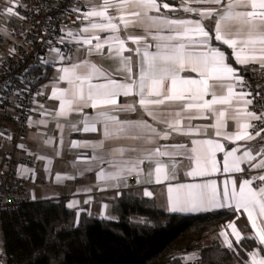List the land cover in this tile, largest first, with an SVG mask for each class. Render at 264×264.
Wrapping results in <instances>:
<instances>
[{
    "label": "snow or ice",
    "instance_id": "snow-or-ice-1",
    "mask_svg": "<svg viewBox=\"0 0 264 264\" xmlns=\"http://www.w3.org/2000/svg\"><path fill=\"white\" fill-rule=\"evenodd\" d=\"M197 3L207 5L204 11H196V15L213 21V36H210L213 28L206 30L199 20L193 21L169 16L168 13L176 9L168 0H121V6L127 16L133 18L125 19L124 16H121L120 20L125 26L132 24L134 27L143 28L146 32L155 29L156 34L151 37L155 42L154 51H150L153 48L152 44L145 45L142 55L139 47L135 49L140 57L138 71H134L132 67L128 66V61H125L123 70L127 73L126 80L128 82L123 83L111 78H106L104 83H92L93 73L78 71L83 68L82 65H72L71 68L61 67L58 71L63 75H60L59 79L67 80L69 88L60 91L59 96L57 91H53L52 98L60 99L59 115L62 116L65 105L69 108L75 105L76 110L82 112L84 107L100 109L103 106H117V98L121 95L124 97L137 95L139 107L147 112L157 124L166 125L168 131L158 130L157 127L145 122L130 125V133L135 137L140 132H146L151 134V137L163 140L169 139L172 132L190 135L191 125L187 126V131L182 130L180 118L182 113H189L193 109L196 110V113L186 116L189 121L194 118H202L205 111L217 113L215 127L217 128L216 135L219 136V127L223 123V118L226 117L227 109L218 110L215 106L231 107L235 100L237 107L227 115L228 118L236 122L238 130L232 137L226 135L225 139L249 142L244 146L242 154L237 155L238 152H241L239 147H233L226 151L225 145L218 141L193 138L191 139L193 147L190 150L189 159L195 162L196 167L191 168L185 174L189 177H209L216 173L220 170L217 167L216 159L218 152L224 153L222 163L224 173H239L243 176L249 169L264 172V103L261 102L264 98V89L257 86L253 90L247 85L243 75L252 65H257L261 70H264V0H227L226 3L225 0H197ZM109 7V0H104L99 10L93 7L91 10L84 11L83 18L89 20L90 26L84 27L83 33L87 34L91 30L117 31V23L113 22V17L107 15ZM26 8L27 5L13 0V6L4 9L3 14L24 19L25 17L20 15V10ZM69 11L80 13L81 9L73 8ZM182 11L189 13L194 9L191 6H186ZM96 17L103 18L107 23L91 22V18ZM2 31L6 32V27ZM67 35L73 36L74 33L68 32ZM93 38L98 41L95 48L100 50L102 44L99 42V35L93 33ZM107 39L117 40L119 49L123 50L125 41L119 40L115 36H109ZM131 39L133 43L139 45L147 37H132ZM212 39L220 41L232 49L235 53V63L242 67L234 68L226 63L225 53L218 48L210 47ZM48 43L51 44V41ZM60 43L66 42L61 38ZM83 43L91 44V39L85 35ZM56 51L60 55V51L58 49ZM14 54L15 48L10 49L9 55ZM63 59L64 57L61 55V60L63 61ZM46 64V60L42 61L41 67ZM93 70L95 71L94 65ZM182 71L198 73L200 78L181 77L179 73ZM137 75L138 81L134 78ZM210 79L219 82L220 94L214 90L211 93L212 98L206 100L204 96L208 94ZM23 82L21 78V83ZM8 83L10 82H5V87ZM85 84H87V92H85ZM237 85L241 88L239 92L234 90ZM225 90L226 94H224ZM13 91L19 96L23 94V91H29V89H14ZM39 94L37 93V95ZM250 106H253L251 110ZM16 107L23 106L17 104ZM176 107H179L180 110L175 111ZM169 108L173 111H168ZM131 110L136 111L134 107ZM170 116H174L175 119L170 121ZM241 121L246 122L241 123ZM82 123L85 132H96V124L102 123L105 139H113V130H119L118 126H122V122L116 116H111L105 111H98L96 117H85ZM72 147H93L95 149L102 147V142L96 145H80L74 142ZM169 155L168 151L156 148L155 151H150L136 160L119 163L111 160L105 161L110 164L113 171L101 170L98 178L122 182L127 176L134 173L139 177L140 166L154 162L156 184L176 179L174 167L169 170L164 163L156 159V157ZM100 159L103 160V157ZM242 164H247V168L241 167ZM29 171L24 168L21 170V174ZM152 175L153 170L149 169L147 173L149 182H151ZM256 180L259 183L254 188L252 185ZM115 186L118 187L119 183ZM143 195L151 198L153 193L145 189ZM33 199H35L34 196ZM7 202L5 201V203ZM167 202V211L178 214L210 213L223 210L235 216L243 210L247 213L251 228L256 230L255 234L251 237L242 236L241 229L235 222H228L226 227L231 230L230 233H220L224 238L226 248L233 254H237L236 246L242 245L248 239L253 241L258 239L259 244L264 245V219H261L259 224L257 222L258 218H264V174L243 178L242 181L239 177L236 179L226 178L220 191H218L215 179H209L204 183L168 184ZM67 207L75 208L76 204L69 203ZM104 207L107 208V205ZM104 218L114 219V217L107 216ZM139 222L144 223L143 220ZM79 223V213H77L73 226L78 227ZM229 235L234 239H229ZM260 251L264 252V248H261ZM257 255V252L251 253V264H264V259H257Z\"/></svg>",
    "mask_w": 264,
    "mask_h": 264
},
{
    "label": "crops",
    "instance_id": "crops-1",
    "mask_svg": "<svg viewBox=\"0 0 264 264\" xmlns=\"http://www.w3.org/2000/svg\"><path fill=\"white\" fill-rule=\"evenodd\" d=\"M85 9L91 10L96 7L99 10L100 5L104 0H83ZM227 0H225V3ZM13 0H0V54L7 47L5 38L8 34V16L3 14V10L9 7ZM110 7L107 9V15L113 17V22L117 23L118 29L115 32L111 30L106 32H99V30H91L89 33H83V28L90 26L89 20L83 18V12L80 14L81 23L79 26V36L75 41V51L73 58L68 63H62L54 52L48 53V63L41 67L37 72L38 82L42 89L45 91L47 99L42 105H37L32 115L28 118L29 128L22 139L21 145L31 157L37 160V167L29 169L27 172L29 179L25 182V196L27 200L36 199H53L57 200L61 197L65 198L66 205L75 203L76 207L72 208L79 212H86L94 217H111V203L117 199L123 190H125V180L122 182L105 180L98 178L101 170L105 172L113 171L110 164L105 161L121 162L127 160H136L139 157L146 155L150 151H155L156 148L168 151L169 156L156 157L164 163L169 170L174 167L176 172V179L164 181L163 183L156 184L154 176L155 163H146L140 166L141 172L139 177L134 173L131 175L137 176L139 180V187L133 189L134 192L143 195L145 189L153 193V198L167 210V185H176L178 183H204L209 179H215L218 184V191L222 189L223 181L226 178L236 179L238 173H224L222 171L223 152L216 153L217 167L220 169L209 177H189L185 173L191 168L196 167L194 161L189 159L191 155V139H212L225 145V150H230L233 147H239L242 150L246 145V141H235L234 139H225V136L232 137L237 132V124L234 120L228 118L227 113H231L237 107L236 101H233V106L216 105L218 110L227 109L226 117L223 118V123L219 127L220 135L217 136L216 119L217 113L205 111L202 118H194L187 120V115L196 113L193 109L189 113H182L180 118V127L182 130L187 131V126L191 125L190 135H182L179 132H172L169 139L163 140L158 137H151V134L140 132L138 136H133L130 131V125L149 123L158 130L168 131L166 125L157 124L152 120V117L139 107V97L137 95H123L117 98V106H103L100 109H93L91 107H84L83 111H77L75 105L69 108L65 105L64 114L60 113V99H53V91H57L59 96L60 91L69 88L67 80L61 81L59 79L60 73L58 69L61 67H70L72 65H82L83 68L78 71H86L93 73L92 83H104L106 78L116 79L118 82H128L126 80L127 73L123 70L124 62L128 61V66L132 67L134 71H138V64L140 57L137 55L135 49L140 48L141 55L143 54L146 44H152L154 51L155 42L151 39L152 35L156 34L155 29L146 32L143 28L134 27L132 24L127 26L120 20L121 16L125 19H133L127 16L126 11L121 6V0H109ZM179 8L183 9L186 6H191L194 11L178 15H169L172 18H182L189 20H199L206 30L213 28L210 36L214 35V23L208 19H204L196 15V11H204L207 5L197 3V0H181L178 2ZM176 8L175 6H173ZM93 23H107L103 18H91ZM7 29L3 32L2 29ZM93 33L99 35L102 48L97 50L95 48L98 42L93 38ZM87 35L91 39V44L83 43V37ZM109 36L118 37L119 40L125 41L123 50L118 47L117 40H108ZM132 37H147L142 40L139 45L133 43ZM220 41L214 39L210 42V47L218 48L225 53V62L234 68H240L241 65L235 63V53L229 48L231 59H228L225 50L220 47ZM226 46V45H225ZM227 47V46H226ZM228 48V47H227ZM95 66V71L93 70ZM261 69L257 65H252L248 68L251 71ZM102 73V75H99ZM181 77H191L199 79L198 73L190 71H182L179 73ZM138 81V75L134 77ZM209 90L204 99L210 100L212 98V91H217L219 82L210 79L208 81ZM85 92H87V84H85ZM236 92L241 90L237 85L234 89ZM226 94V90L224 92ZM193 102V101H186ZM242 107V105H239ZM134 107L136 111H132ZM126 109V110H119ZM179 111V107L174 109ZM251 110V106H250ZM98 111H105L111 116H116L121 122L122 126H118L119 130H113V139H105L103 135V124L97 123L96 132L83 131L84 124L82 120L85 117H96ZM168 111H173L169 108ZM174 116H170L169 120H174ZM127 121L128 123H123ZM43 122V123H41ZM246 121H241L244 123ZM243 131V129H240ZM80 145H96L102 142V147H72L73 143ZM115 155H112V154ZM103 157V160L100 159ZM241 167L247 168V164H242ZM149 169L153 170L151 182L147 173ZM130 176V175H129ZM59 177V179H58ZM240 179V178H239ZM241 180V179H240ZM242 181V180H241ZM119 183V186H115ZM255 188V187H254ZM33 196L35 199H33ZM144 196V195H143ZM87 201V203H86ZM107 205V208L104 206ZM198 214V213H192ZM258 218V224L261 222ZM235 222L239 229L241 224H247L249 231L244 232L241 229L242 236L255 234V229L251 228V222L247 218V213L241 210L231 220H227L218 230L217 235L220 241L224 244V238L220 235L221 232L230 233V229L226 227L228 222ZM229 239H234L229 235ZM255 247L249 252L247 260L243 264H251V253L257 252V259H264V252L260 251L264 245H260L258 239L255 240ZM225 245V244H224Z\"/></svg>",
    "mask_w": 264,
    "mask_h": 264
},
{
    "label": "trees",
    "instance_id": "trees-1",
    "mask_svg": "<svg viewBox=\"0 0 264 264\" xmlns=\"http://www.w3.org/2000/svg\"><path fill=\"white\" fill-rule=\"evenodd\" d=\"M179 1L168 0L176 7L168 15L185 13ZM219 45L231 59L229 48ZM33 67L34 74L41 69ZM243 75L256 81L251 70ZM76 214L64 197L27 200L4 210L0 233L7 264H243L256 245L245 240L236 246L237 254L226 248L217 235L234 217L226 211L170 213L153 197L128 189L111 203L114 219L79 212L80 223L74 227ZM237 224L249 231L247 224Z\"/></svg>",
    "mask_w": 264,
    "mask_h": 264
},
{
    "label": "built area",
    "instance_id": "built-area-1",
    "mask_svg": "<svg viewBox=\"0 0 264 264\" xmlns=\"http://www.w3.org/2000/svg\"><path fill=\"white\" fill-rule=\"evenodd\" d=\"M26 9L20 10L17 16L7 17L8 34L5 38L7 47L0 54V219L4 210H11L27 201L25 196V182L28 173L21 174L24 168L35 169L37 160L29 155L21 145L29 125L28 118L37 105H42L46 93L39 85L33 66L48 63V53L57 54L62 63L72 60L75 51L74 43L78 39L80 14L85 9L83 0H17ZM13 6V3L10 5ZM79 8L80 13L70 9ZM39 9V11H37ZM79 16V18H77ZM11 21V23H9ZM74 33L68 36L67 33ZM61 38L66 43H60ZM51 41V44L48 43ZM15 48V54L9 55V50ZM61 55L64 59L61 60ZM28 69V71H25ZM256 81L252 83L247 75L244 79L253 90L257 86L264 89V70L254 71ZM21 78L23 83H21ZM5 82L8 83L5 87ZM14 89H29L17 96ZM37 93H40L37 95ZM264 103V98L261 100ZM17 104L23 107H16ZM253 106H251L252 108ZM11 137V139H9ZM264 174L249 169L243 176L252 178ZM259 183L254 181L253 187ZM125 189L133 190L139 187L137 176L130 175L125 179ZM5 201H8L5 203ZM8 257L3 248L0 233V264H7Z\"/></svg>",
    "mask_w": 264,
    "mask_h": 264
}]
</instances>
